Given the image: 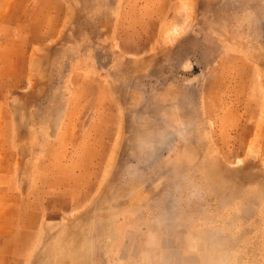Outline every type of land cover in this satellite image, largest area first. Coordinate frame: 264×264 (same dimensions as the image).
<instances>
[{
    "label": "rangeland",
    "instance_id": "obj_1",
    "mask_svg": "<svg viewBox=\"0 0 264 264\" xmlns=\"http://www.w3.org/2000/svg\"><path fill=\"white\" fill-rule=\"evenodd\" d=\"M0 264H264V0H0Z\"/></svg>",
    "mask_w": 264,
    "mask_h": 264
}]
</instances>
